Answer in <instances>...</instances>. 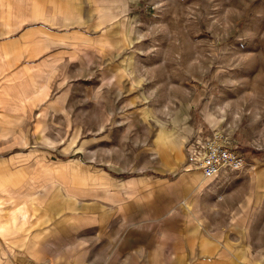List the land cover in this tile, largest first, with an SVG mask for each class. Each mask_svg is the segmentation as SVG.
Instances as JSON below:
<instances>
[{"label": "crops", "instance_id": "obj_1", "mask_svg": "<svg viewBox=\"0 0 264 264\" xmlns=\"http://www.w3.org/2000/svg\"><path fill=\"white\" fill-rule=\"evenodd\" d=\"M135 1L0 0V264H264V152L209 181L196 118L103 120Z\"/></svg>", "mask_w": 264, "mask_h": 264}, {"label": "rangeland", "instance_id": "obj_2", "mask_svg": "<svg viewBox=\"0 0 264 264\" xmlns=\"http://www.w3.org/2000/svg\"><path fill=\"white\" fill-rule=\"evenodd\" d=\"M140 1L132 21L119 24L131 80L101 83L103 102L118 109L103 120L179 121L181 144L169 139L177 130H163L158 146L183 149L188 115L206 133L224 131L253 173L248 155L264 152V0Z\"/></svg>", "mask_w": 264, "mask_h": 264}, {"label": "built area", "instance_id": "obj_3", "mask_svg": "<svg viewBox=\"0 0 264 264\" xmlns=\"http://www.w3.org/2000/svg\"><path fill=\"white\" fill-rule=\"evenodd\" d=\"M189 166L199 170L209 181L218 179L223 170L240 171L247 167L245 155L232 144L222 130L198 131L187 146ZM190 168V169H191Z\"/></svg>", "mask_w": 264, "mask_h": 264}]
</instances>
